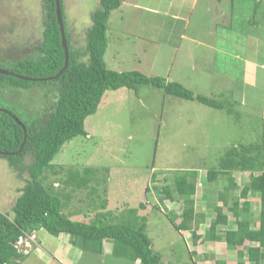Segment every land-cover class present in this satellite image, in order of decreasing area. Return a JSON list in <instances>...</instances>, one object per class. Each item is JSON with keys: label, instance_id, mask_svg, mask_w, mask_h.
I'll list each match as a JSON object with an SVG mask.
<instances>
[{"label": "rangeland", "instance_id": "obj_1", "mask_svg": "<svg viewBox=\"0 0 264 264\" xmlns=\"http://www.w3.org/2000/svg\"><path fill=\"white\" fill-rule=\"evenodd\" d=\"M120 1L107 22L104 61L108 69L139 71L148 77L176 81L194 95L226 106L222 110L209 108L195 100L165 95L150 86H141L137 96L127 89L108 91L96 113L84 122L87 136L75 137L62 146L51 162L53 170L47 173V179L53 189L66 194L63 212H72L73 220L88 222L83 215L94 217L95 213L96 223L99 218L108 223L141 222L144 217L145 233L163 264H215L223 259L227 264H236L235 252L228 251L225 244L205 240L196 244L191 231L181 235L174 230L166 215L179 216L182 205L159 195L153 187L165 182L171 185L173 177L185 171L198 173L202 188H196L195 211L205 214V221L201 227L191 228L203 238L215 217L208 205L216 203V193L221 189L219 181L206 180L207 171L217 168L232 144L258 143L261 138L264 0ZM98 7V0H63L65 31L81 62L87 63L86 32L91 14ZM43 13L41 0H0L1 65L14 58L33 56L32 50L42 38ZM55 94L52 82L10 89L0 92V108L12 109L25 122L39 123L38 117L46 103H53ZM24 163L30 164L31 158L26 157ZM86 167L94 168L98 174L86 189L77 190L65 183L68 171L78 174ZM11 172L6 161L0 159V213L10 217L24 185ZM242 176L244 182L248 180L247 174ZM91 189L96 192L92 194ZM104 199L105 209L100 210ZM248 201L254 227L258 206H254L257 203L253 199ZM231 206L228 201L223 208L229 219L224 228H217L219 233L236 228L232 209L228 210ZM132 210H136L135 214ZM43 234L55 239L46 231ZM36 243L33 247L40 249ZM251 245L246 242L243 249ZM41 246L49 257L52 249ZM49 246L53 243L49 242ZM110 246V242H104V252ZM79 251L76 264H132L124 257ZM191 252L196 254L190 258ZM46 260L30 257L24 264H45Z\"/></svg>", "mask_w": 264, "mask_h": 264}, {"label": "trees", "instance_id": "obj_2", "mask_svg": "<svg viewBox=\"0 0 264 264\" xmlns=\"http://www.w3.org/2000/svg\"><path fill=\"white\" fill-rule=\"evenodd\" d=\"M98 5V9L91 14V25L86 32L84 54L87 63L79 61V52L71 48L70 36L65 31L63 0H59V7L67 62L55 13V0H41L44 12L43 31L40 44L32 50L33 56L14 58L7 65L0 64V70L8 73H0L1 93L9 92L10 89H29L32 84L48 82H52L56 89L55 100L51 105L50 102L46 103L44 112L38 117L39 123L25 122L12 109L0 108V152L4 153L0 154V159H4L10 172L16 173L24 182L11 208L12 216L0 213V264L25 262L35 246L24 253L18 251L15 244L21 236L41 229L54 237L68 235L70 244L84 253L102 255L103 244L107 241L111 244V255L127 258L132 264H163L160 254L152 250L145 233L144 217L141 222L127 220L119 223H108L99 218L96 223V213L94 217L83 215V219H89L88 222L71 219V216H75L72 212L65 214L63 197L66 194L62 190L53 189L47 179V173L53 170L51 162L66 142L78 136H87L84 122L96 113L108 91L127 89L137 96L141 86H150L162 90L165 95L187 101L195 100L209 108L222 110L226 106L220 101L194 95L176 81L148 77L139 71L118 72L108 69L104 61L107 22L110 13L120 7L121 1L98 0ZM13 116L23 124L25 134ZM24 138V145L18 151ZM12 153L16 154L11 155ZM26 157L31 158L28 165L24 163ZM244 172L248 173V181L241 186L236 177L238 174L242 176ZM97 175V170L89 167L78 174L68 171L65 183L77 190L86 189L91 179ZM205 178L208 182L219 181L221 189L216 193V203L208 205L215 217L204 231L202 239L223 242L228 251L235 252L236 264H264V119L261 122L260 141L229 146L219 159L217 168L208 170ZM198 183V173L189 170L174 176L171 185L165 182L160 187H153L159 195L180 202L181 214L177 216L169 213L171 216L166 215L168 222L181 235L191 231L194 242L199 237L191 227L199 228L205 221V214L195 211L194 196ZM105 191L106 189L103 190L104 195ZM145 191L149 189L146 188ZM91 192L93 194L96 190L91 189ZM251 197L258 200V219L255 221L257 228H252V205L248 201ZM203 199L204 194L201 200ZM228 201L232 204L228 210L232 209L230 212L236 228L219 233L217 228H224L228 223L229 217L223 211ZM105 206L106 199L99 209L104 210ZM134 211L136 210H132V214H135ZM246 242L255 246L243 249ZM195 254L191 252L190 258ZM215 264L226 262L219 260Z\"/></svg>", "mask_w": 264, "mask_h": 264}, {"label": "crops", "instance_id": "obj_3", "mask_svg": "<svg viewBox=\"0 0 264 264\" xmlns=\"http://www.w3.org/2000/svg\"><path fill=\"white\" fill-rule=\"evenodd\" d=\"M172 18H176V16L173 15ZM104 57H105V55H104ZM112 57H114L113 54H112ZM244 174H247L248 175L247 172H244ZM236 178H237L236 180L238 181V183L241 182V186H242V183H247V181H248L247 180V181L244 182L243 181L244 177L241 176V174H238ZM201 188H202V186H201ZM251 199H253V198L251 197ZM253 201H254V203H257L256 205L254 204V206L257 207L258 206V200H257V198H255V200L253 199ZM250 209L252 211V206L250 207ZM258 209H259V206H258ZM252 228H257V226L256 227L254 226ZM233 230H235V229H233ZM40 232L39 233H38V231L35 232V236L37 237L36 239H37V242L40 245V249H36L35 248L29 254V256L27 257L26 261L23 262L22 264L26 263L27 260L30 257H34L38 261H42L43 259L46 258L47 259L46 260V263L47 264H51L52 262H54L56 264H76V260L80 257V254L81 253H80V251L78 249H75V248L72 247V245H70V237L68 235L61 234V235L55 237V239H51L50 240V239H48L47 235L43 234L44 231L42 229L40 230ZM184 239H186V238L184 237ZM201 240H203V239L201 237H199L198 240L196 241V244H197L198 241L200 242ZM49 242H52L53 243V246L52 247L49 246ZM209 243H213V244H217V245L224 244L223 242H211V241H209ZM41 244L49 247L50 250L52 249V251H51L52 254L49 255L50 258L47 257L46 250H43ZM253 245H251V247ZM110 252H111V246H110V249H109L108 252H104V244H103L102 254L107 255V254H110ZM226 264H227V262H226Z\"/></svg>", "mask_w": 264, "mask_h": 264}, {"label": "water", "instance_id": "obj_4", "mask_svg": "<svg viewBox=\"0 0 264 264\" xmlns=\"http://www.w3.org/2000/svg\"><path fill=\"white\" fill-rule=\"evenodd\" d=\"M55 6H56V9H55V13H56V18H57V22H58V24H59V27H60V32H61V35H62V45L64 46V48H65V41H64V37H63V25H62V16H61V10H60V7H59V0H55ZM65 50V55H66V58H65V60H66V62H67V51H66V48L64 49ZM65 68V67H64ZM0 73H2V74H8L6 71H4V70H0ZM22 79H24V80H31V79H29V78H26V77H21ZM13 119L16 121V123L20 126V127H22L23 128V132H24V134L26 133V131H25V129H24V126H23V124L16 118V117H14L13 116ZM24 142H25V138L23 139V142L21 143V146H20V148H19V150L18 151H20L21 150V148H22V146L24 145ZM0 154L2 155V154H4V153H1L0 152ZM13 154H16V153H12L11 155H13Z\"/></svg>", "mask_w": 264, "mask_h": 264}, {"label": "built area", "instance_id": "obj_5", "mask_svg": "<svg viewBox=\"0 0 264 264\" xmlns=\"http://www.w3.org/2000/svg\"><path fill=\"white\" fill-rule=\"evenodd\" d=\"M35 239V232H32L30 235L25 234L17 240L15 247L18 249V251L25 253L26 250L31 247V245L35 244Z\"/></svg>", "mask_w": 264, "mask_h": 264}, {"label": "clouds", "instance_id": "obj_6", "mask_svg": "<svg viewBox=\"0 0 264 264\" xmlns=\"http://www.w3.org/2000/svg\"><path fill=\"white\" fill-rule=\"evenodd\" d=\"M200 185H201L200 183L197 184V186H200ZM197 186H196V188H197ZM35 243H36V242H35ZM31 247H33V246L31 245ZM31 247H30V248H31Z\"/></svg>", "mask_w": 264, "mask_h": 264}]
</instances>
